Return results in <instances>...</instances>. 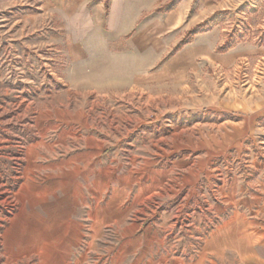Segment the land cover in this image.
Returning <instances> with one entry per match:
<instances>
[{"label": "rangeland", "instance_id": "374dc122", "mask_svg": "<svg viewBox=\"0 0 264 264\" xmlns=\"http://www.w3.org/2000/svg\"><path fill=\"white\" fill-rule=\"evenodd\" d=\"M40 2L0 0V264H174L173 256H194L198 240L181 256L185 243L167 224L184 195L170 197L184 170L204 169L180 220L204 217L205 231L217 222L209 205L227 204L235 185L248 186L259 172L264 179V116L234 145L239 152L223 143L232 126H221L246 114L264 88V0H230L232 10L208 25L224 30L223 47L245 48L241 59L198 63L176 83L158 76V64L146 71L140 106H120L119 97L91 106L92 96L82 99L88 106H72L81 100L70 94L64 32ZM86 134L102 139L90 142L101 155L93 163L111 166L108 173L62 166ZM207 152L223 154L203 159ZM51 168L59 174L48 175ZM76 185L83 189L74 196ZM50 215L78 216L81 232L57 231Z\"/></svg>", "mask_w": 264, "mask_h": 264}, {"label": "crops", "instance_id": "0c3cea01", "mask_svg": "<svg viewBox=\"0 0 264 264\" xmlns=\"http://www.w3.org/2000/svg\"><path fill=\"white\" fill-rule=\"evenodd\" d=\"M40 1L42 9L57 16L60 30L64 32L65 40L62 46L66 48L70 62V94L74 96L73 101L77 98L81 100L73 102L72 106H88L82 102V99L86 100L88 96L94 97L91 106L94 103L98 106L99 97L105 106H110L111 97H119L120 106H140V92L145 84L146 71L158 64V76L163 75V78L174 80L176 83L178 79H185L190 69L194 68L197 72L198 63L230 67L244 55L245 48L239 44L226 47L223 52L218 51V48L227 43L224 30L208 26L213 16L232 10L230 0ZM9 3L12 7L16 5L15 1ZM246 49L250 54L259 52L257 46ZM260 94L253 106H244L246 114L236 113L237 119L222 122L221 126H232V131L225 135L224 144H240L255 132L256 119L264 116V88L260 90ZM61 105L70 106L69 102H63ZM223 111H227L226 108ZM95 138L87 134L77 138L80 141L77 150L72 154L64 152L68 157L62 161V166L69 165L68 168L79 175L108 173L112 169L111 166L101 167L100 164L93 163L96 160L94 156L97 160L101 159V155L90 144L92 139L101 143L102 139ZM104 142H107L106 139ZM234 148L238 152L241 150L238 146ZM49 155L52 156V153ZM217 155L211 156L207 152L203 159ZM199 167L197 170H184L182 183L176 184L177 189L172 190L170 196L171 199H176L184 192L179 202L174 203L167 223L170 233H176L173 236L174 241L185 243L180 250L181 256L192 252V239L198 240L199 244L194 256L188 257L187 260L173 256L174 264H264L262 173L259 172L248 186L237 183L229 195L227 204L209 205L208 209L212 210L217 222L212 230L205 231L204 217L195 221L187 218L180 220L181 215L178 214L180 207L188 204L190 196L194 193V185L203 177L202 164ZM86 170H89L90 174L86 173ZM58 174L55 168L48 170L51 177ZM73 188L74 196L83 189L77 185ZM201 196L204 197L203 194ZM70 218L50 215L45 219L46 223H56V229L61 233L71 229L79 234L80 218ZM70 222L78 224L71 226ZM182 223L187 227H183ZM159 225L165 226L166 222L163 221ZM53 228V225H46L42 230L49 232Z\"/></svg>", "mask_w": 264, "mask_h": 264}, {"label": "trees", "instance_id": "16d2710c", "mask_svg": "<svg viewBox=\"0 0 264 264\" xmlns=\"http://www.w3.org/2000/svg\"><path fill=\"white\" fill-rule=\"evenodd\" d=\"M224 49H226V47H220L219 51H223Z\"/></svg>", "mask_w": 264, "mask_h": 264}]
</instances>
